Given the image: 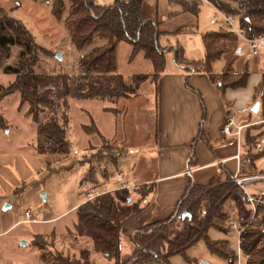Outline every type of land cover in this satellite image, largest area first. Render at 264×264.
Masks as SVG:
<instances>
[{
	"label": "trees",
	"instance_id": "1",
	"mask_svg": "<svg viewBox=\"0 0 264 264\" xmlns=\"http://www.w3.org/2000/svg\"><path fill=\"white\" fill-rule=\"evenodd\" d=\"M70 2L65 26L71 40L79 51L85 50L96 38L99 39L92 50L84 54L79 62L77 75L38 74L36 67L40 52H44L35 41L32 33L19 20L0 14V70L15 76L14 82L0 89L1 102L6 97L20 94L19 110L27 107L26 116L32 119L37 129V150L42 154L67 156L71 150L68 138L70 124V100L83 99L106 102L114 105L109 111L116 117H122L116 104L121 99L137 97L141 86H157L161 76L167 70V54L174 52V61L185 72L204 73L220 91L241 89L247 86L250 73L248 68L239 74L234 72L236 57L226 61L223 71L215 74L214 64L231 53L230 43L238 37L231 32H211L203 36L205 56L203 59H189L181 43L171 42L177 38L196 33L190 26H182L173 32L161 29L163 24L157 9L154 17L149 16L145 5L149 0H117L112 5H98L93 0H67ZM226 16H235L240 27L250 39L264 37V0H207ZM65 0H55L53 14L61 19L65 12ZM182 13L198 17L200 3L197 0H171ZM149 6V5H148ZM166 38V45L161 41ZM127 43L132 47L131 58L142 54L152 65L150 73L135 74L130 81L117 70V47ZM21 47L19 62L16 66L6 65L11 49ZM174 46V47H173ZM264 119V73L258 88ZM0 123L8 128L0 112ZM87 133L97 132L87 127ZM198 140H204L203 131ZM262 131L252 133L251 141H256ZM101 150L92 156V165L81 185L92 184V190L101 195L85 201L76 209L74 232L77 239H88L92 243L89 249H82L79 257L67 255L57 249L56 236L52 239L38 236L34 245L40 251V264H97L93 254L106 259H115L116 264H170L174 255H184L194 244L205 240L212 253L229 263H233V253L229 252L227 241L212 243L208 239V230L219 228L226 233L233 232L230 221L245 227L241 237V249L246 258L245 264H264V197H252L255 216L247 194L233 181V176L222 169L220 176L208 185H196L192 178L178 202L174 214L163 222L141 228L129 237L134 247L133 255L122 259V228L140 215L149 204V197L155 194V185L136 186L132 190L124 187L103 190L105 182L95 174L94 163L109 164L117 169L119 160L125 154L124 148L111 154L112 142L103 139ZM255 158H246L242 162L241 176L246 167L254 163ZM192 160L190 161V164ZM116 171V170H115ZM115 174V172H114ZM93 176V177H92ZM105 176V178H104ZM104 180L110 176L105 171ZM107 178V179H106ZM92 193V192H87ZM86 194V195H87ZM231 201L235 206L233 214L225 210V204ZM218 221L229 222L228 229L219 226ZM54 248L58 251H54ZM65 253V254H63ZM133 259L131 263L129 260Z\"/></svg>",
	"mask_w": 264,
	"mask_h": 264
},
{
	"label": "rangeland",
	"instance_id": "2",
	"mask_svg": "<svg viewBox=\"0 0 264 264\" xmlns=\"http://www.w3.org/2000/svg\"><path fill=\"white\" fill-rule=\"evenodd\" d=\"M168 1L171 3V0ZM154 2L155 0H153ZM54 3L55 0H0V14L3 12L6 16L21 21L32 33L36 43L44 49V52H40V60L36 67L38 74L77 75L80 72L81 57L89 53L99 39L96 38L85 50L79 51L73 44L65 26L70 2L65 0V12L61 19L53 14ZM155 8V4L145 5V10L151 17H154ZM159 8L163 9L164 4H160ZM179 11H182L181 8L178 9ZM197 23L198 33L190 39L182 41L188 58L202 56V37L206 34L221 30L230 32L223 27V17L207 5L201 4ZM236 44L241 52L237 54L232 52L235 56L233 54L230 57V54L224 56L214 64L213 70L221 73L226 61L237 56L233 65L234 72L239 74L238 72H243L247 67L251 80L258 79V76L264 73V42L258 45L257 55L252 54L249 44L243 41H236ZM21 49L19 46L13 47L5 64L16 66L19 62ZM131 54L132 47L129 44L118 45L117 70L127 81H130L135 74L152 71L151 63L142 54L137 55L134 59L131 58ZM168 57L169 60H173L171 55ZM14 80V75L5 74L0 70V89L9 87ZM19 105L20 94L15 93L3 99L0 107L1 115L8 126L5 129L0 123V264H40V251L34 245V240L38 236L52 239L53 234L56 236L57 249L78 258L82 249L90 248L91 242L88 239L79 238L78 240L73 235L71 236L70 233L74 232L76 223V212L72 209L82 202L88 191L93 194L101 191H91V183L81 185L92 168L90 163L92 156L99 149L101 150L103 139L112 140L117 136V124L119 125V136L124 133L123 116L129 105L130 116L127 128L132 138L129 155L126 154L120 158L117 169H114L108 162L102 166L95 162L93 164L95 174L100 181H104L105 171L110 177L114 175L109 181L105 180L103 190L116 186L121 182V179L131 180L132 172L137 164L138 173L141 176L149 175L148 171L143 168L148 165L153 171L156 161H141L144 153L140 150L141 148H138L142 142L135 140V126L139 124L148 131L150 121L148 118L138 119L137 106L129 104L126 99H121L116 106L119 108L121 116L123 115L122 117H116L109 111L110 107H115L112 104L95 100L71 99L68 131L71 150L67 156H58L38 152L37 129L32 119L25 115L27 107L20 111ZM248 112L245 111L244 114ZM258 118H260L259 120L263 119L262 111ZM246 120L251 123L256 121L252 117ZM87 127H94L97 132L87 133ZM258 131L264 132V126L257 127L253 133H258ZM134 140L135 145L133 144ZM111 144L113 150H106L111 154L118 153L124 147L119 141ZM247 158H256L255 165L251 166L252 171L258 170L254 175H264V152L258 154L252 151ZM257 186H264V184L251 185L250 190ZM250 196L254 197L251 192ZM234 209L233 202L228 201L225 204V210L228 213L233 214ZM28 210L31 211L36 222H22L25 219L24 213ZM218 222L219 226L228 229L229 222L227 224L225 221ZM207 236L212 243L227 241L229 252H234L231 264H235L238 234L234 231L226 233L219 228L212 227L208 230ZM129 237L127 239L122 236L123 260L129 259L133 255L134 247L129 242ZM74 240L76 241L74 242ZM127 248L131 251L130 253L126 251ZM57 249L54 248V251H58ZM92 258L97 264H116L115 259H106L102 255L93 254ZM129 261L132 263L133 259ZM245 261L246 259L243 257V264ZM169 262L170 264H230L228 260L212 253L205 240L194 244L184 255L171 256Z\"/></svg>",
	"mask_w": 264,
	"mask_h": 264
},
{
	"label": "crops",
	"instance_id": "3",
	"mask_svg": "<svg viewBox=\"0 0 264 264\" xmlns=\"http://www.w3.org/2000/svg\"><path fill=\"white\" fill-rule=\"evenodd\" d=\"M93 1L98 5H112L117 0ZM151 4L156 5L157 14L162 19L161 29L173 32L186 25L196 29V33L192 35L170 37L174 45L176 42L182 44L183 40L190 39L198 33L197 21H199L200 14L198 17H194L190 14H184L182 11L178 12L180 8L168 0H155L154 3L153 0H149L148 5ZM160 4H164L163 9L159 8ZM202 5H207L222 17L224 16L208 1ZM223 27L228 30L224 17ZM237 41L243 40L238 39ZM166 42V38L161 41L162 45H166ZM229 45L232 49L229 57L235 56L234 52L236 54L241 52L236 42ZM202 49L200 58L189 59H203L205 56L204 45H202ZM168 55H171L173 60L168 59L167 70L161 76L158 85L145 84L141 86L137 97L126 99L129 104L137 106L138 119L148 118L150 121L148 131L139 124L135 126V140L142 142L141 146L138 147L144 153L141 161H156L154 170L152 171L147 165L143 169L147 170L149 175L143 177L138 173L137 164L134 172H132L131 180L124 181L121 179V182L116 186L106 187L107 189L121 187L132 189L131 186L155 185V194L149 197L150 201L145 210L124 226L122 236L127 237V239L143 227L168 220L174 214L178 202L185 194L189 178H192L196 185L206 186L214 178L221 175L222 169H225L233 177L240 171L242 172V165L235 158L238 151L236 143L221 133L226 117L230 112H239L241 120L245 122L250 117L260 121L258 116L262 106L257 91L263 74L258 76V79L252 80L250 75L248 84L244 88L220 91L209 75L193 73L192 70L187 73L174 61V52L168 53L167 58H169ZM214 73L219 74L215 71ZM257 103L260 105L259 110L254 113L252 109ZM125 110L124 127L122 125L124 133L119 136L120 131H118L119 125L117 124V136L110 141L121 142L124 145V156L126 154L128 156L132 141L131 133L127 128L130 116L129 105ZM245 111L249 112L244 114ZM201 131H203L204 140H198ZM145 137L147 139H144ZM191 160L192 163L190 164ZM252 165L255 164H249L243 175L258 172L256 168L254 171L251 170ZM113 176L110 178L112 179ZM249 191L254 196L264 197V186L253 187ZM86 196L82 202L74 206L73 211L76 212V209L86 201ZM91 247L92 243H90ZM126 251L131 252L128 248Z\"/></svg>",
	"mask_w": 264,
	"mask_h": 264
},
{
	"label": "built area",
	"instance_id": "4",
	"mask_svg": "<svg viewBox=\"0 0 264 264\" xmlns=\"http://www.w3.org/2000/svg\"><path fill=\"white\" fill-rule=\"evenodd\" d=\"M185 1H193V0H185ZM199 3L203 4L207 2V0H197ZM224 20L226 22V25L228 27V30L236 35L238 39H241L248 43L251 47V50L254 55L258 53V45L264 42V37H258L255 39H250L246 36V32L244 29L240 27L239 20L235 16H226L224 15ZM240 113L236 111H232L228 114L226 117L225 123L221 129V133L224 137L232 139L237 146V155L236 159L239 161V163L243 162V159H246L248 154H250L252 151L255 153H263L264 152V132L256 141H251L252 133L257 129V127H263L264 126V119L260 121H254V122H245L242 121L240 118ZM241 171L233 177V181L236 182V184L242 188V190L247 194L250 202L253 206V218L255 216V207L253 205L252 198L250 196V186L255 184H264V175H251V176H241ZM136 187V186H134ZM134 187L132 189H134ZM130 190V187H124ZM131 189V190H132ZM100 193H88L86 201H90L95 199L96 197H99ZM24 220L22 222H36V220L33 218L32 213L30 210L26 211L24 213ZM230 228L232 231L236 232L238 234V248L235 256V264H243V257L249 258L248 256H245L242 249H241V235L245 231V227L240 225L236 218L232 219L230 221Z\"/></svg>",
	"mask_w": 264,
	"mask_h": 264
},
{
	"label": "water",
	"instance_id": "5",
	"mask_svg": "<svg viewBox=\"0 0 264 264\" xmlns=\"http://www.w3.org/2000/svg\"><path fill=\"white\" fill-rule=\"evenodd\" d=\"M259 103H257L256 104V106L252 109V111L254 112V113H257L258 112V110H259ZM25 245L27 244V243H24Z\"/></svg>",
	"mask_w": 264,
	"mask_h": 264
}]
</instances>
